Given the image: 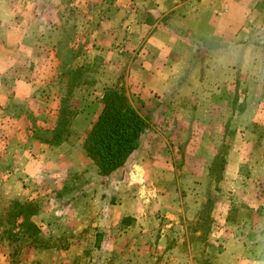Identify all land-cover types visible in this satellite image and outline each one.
<instances>
[{"label":"rangeland","instance_id":"374dc122","mask_svg":"<svg viewBox=\"0 0 264 264\" xmlns=\"http://www.w3.org/2000/svg\"><path fill=\"white\" fill-rule=\"evenodd\" d=\"M197 2L0 0L11 12L0 19V264H264V0H203L209 8L193 11ZM158 30L194 41L175 44V57H198L185 92L157 94L137 75L156 64L158 37L146 38ZM220 43L232 47L223 62ZM232 63L218 88L200 89L206 67ZM15 78L31 86L13 90ZM110 87L155 134L143 139L142 180L124 186L105 184L93 162L63 173L41 148L83 138ZM19 106L26 116L15 118ZM128 193L151 207L137 225L106 231L104 213Z\"/></svg>","mask_w":264,"mask_h":264},{"label":"crops","instance_id":"0c3cea01","mask_svg":"<svg viewBox=\"0 0 264 264\" xmlns=\"http://www.w3.org/2000/svg\"><path fill=\"white\" fill-rule=\"evenodd\" d=\"M202 2L203 0H198L196 7H194L192 10L194 11L197 9L199 11L200 10L204 11L206 10V8H209L208 5L205 8ZM155 7H157V11L164 12V13L172 9V7L169 8L165 6L163 8L161 6V3H158ZM0 9H1L0 19L5 20V21H10L11 12L8 8V4H0ZM203 11L199 13H203ZM198 12L193 13V15H198L199 14ZM152 33H153L152 36L146 38V43H151L153 40H155L158 37L154 41V44H156L154 46L155 51L152 52V54L155 55L156 64L154 62H151V64L148 65V63L146 64V62H144L141 66H139L136 69L137 75H143L144 77L142 80L144 82V85L148 86L150 90H152L153 92H156L157 94H161L163 92L165 94H168V93H171L170 90L174 91V90H179L180 88L181 90L179 91L185 92L188 88L186 87L184 88V86L187 85V83H189L190 79L188 77L190 76L191 71L193 69V63L198 60V57H193L191 54H184V53L183 54L180 53L178 54L177 57H175V51L177 52L181 51V50H178L175 44L177 42L185 46V48L190 47L192 50V45L194 44V41L192 39L186 40V38L184 40V37L181 35H177L176 32L173 34V33H168L167 31L158 30V31H153ZM164 35H167V36H164ZM221 45L222 43H220V45L216 47L217 49H215L217 50V52L215 53L216 55L215 58H216V61L223 62L225 51L232 49V47H230V45L224 46V47ZM249 45L250 44L246 46L245 45L241 46V43H237L236 47L241 49V47L243 48L250 47ZM144 50L145 49H143L142 51ZM144 55H146V53ZM255 57H256L255 53L249 55V59H250L249 62L251 63L254 62ZM216 65L217 66L215 67V70L214 68H207V67L205 68L203 73L208 77L206 80L203 78H199V77H197L198 79H195L197 84H199V87L201 90H205V91L208 89L211 90L213 89V86H215V88H218L224 76H227L228 78L229 76L233 74V72H236L234 71V69L237 70V66L236 67L233 66L234 65L233 63L231 64L229 68L227 66V70L222 69V67H226L224 64H222V67L219 64H216ZM138 71L140 72L139 74H138ZM247 72L256 74V68L248 69ZM216 74L219 76V80L214 85L213 83H210V79L214 77V75ZM24 85H27L29 87L31 86L30 83L24 84L22 80L15 78V85L12 87V89L14 90L15 86L26 87ZM17 93L18 92H16L15 95H17ZM19 115L21 117L26 116V111L24 107L22 106H19V113L15 118L17 117L19 118ZM55 122H56V115H53V123L55 124ZM51 128L53 130L54 127H51ZM52 130L49 129V132L47 134L46 133L43 134L44 139L50 138L52 134ZM153 135L155 134L147 133L143 136V138H140L137 148L131 153L127 161L122 166L113 170L110 174L101 175L98 171L97 166L95 165L97 168V173L99 177H101L102 180L105 181V184L107 183V184H112L113 186L114 185L124 186L127 183L128 184L131 183L132 180L133 181L142 180V174H143L142 172L145 171L144 167L146 166V164L148 165V162L146 161V159L143 161H140L139 154L142 151V153L146 154L147 159L150 158L151 149L147 148L149 147V145L144 144L143 139L145 138V136H153ZM83 138H81L75 144L65 142V141L61 143H57V144L55 143L50 144L49 142L41 143L43 145V147L41 148L46 151L45 154L43 155V157L45 156V162L57 164V165L61 164L60 167H62L61 170L63 173L72 172L73 170L72 168H75V167L77 169H84V166H86L88 162H93V161L91 160L90 157L87 156L83 148ZM73 153H75L76 155H72ZM51 156L52 158H49ZM72 156H75L80 161H77V163L73 162L71 160ZM168 169L169 167L167 168V164H165V170L162 173L163 175L159 177L160 181H163L169 178ZM104 191H106V189ZM132 193L135 194V192H132ZM129 194L130 193H128L126 197H122V199H120L117 202V204L112 209L113 213L109 215H106L104 213L103 220H105V222L108 224L106 231L112 232L110 231L111 223H117L118 225L121 226L123 230H127V228H131L132 226L137 225V218L141 217L147 212L146 205H148V207H151V202H153V200L149 199L148 197H146L143 201L139 199V195H129ZM121 196H123V194H121ZM158 200L160 203H162L164 199L158 198ZM165 203L166 201H164V204ZM136 204H141V206L138 207V210H136V207H135ZM142 205H145V206L142 207ZM94 235L99 238L100 236H104L105 234H103L100 230H97ZM261 262L263 261H257V263L254 262L253 264H262Z\"/></svg>","mask_w":264,"mask_h":264},{"label":"trees","instance_id":"16d2710c","mask_svg":"<svg viewBox=\"0 0 264 264\" xmlns=\"http://www.w3.org/2000/svg\"><path fill=\"white\" fill-rule=\"evenodd\" d=\"M148 128L121 88H106L102 108L83 138V148L101 175L122 166Z\"/></svg>","mask_w":264,"mask_h":264}]
</instances>
